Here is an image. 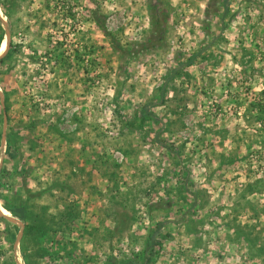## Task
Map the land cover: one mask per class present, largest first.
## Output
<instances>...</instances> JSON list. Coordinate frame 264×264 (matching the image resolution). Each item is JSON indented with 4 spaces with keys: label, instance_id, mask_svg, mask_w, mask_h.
<instances>
[{
    "label": "rangeland",
    "instance_id": "rangeland-1",
    "mask_svg": "<svg viewBox=\"0 0 264 264\" xmlns=\"http://www.w3.org/2000/svg\"><path fill=\"white\" fill-rule=\"evenodd\" d=\"M0 22V264H264V0Z\"/></svg>",
    "mask_w": 264,
    "mask_h": 264
},
{
    "label": "trees",
    "instance_id": "trees-1",
    "mask_svg": "<svg viewBox=\"0 0 264 264\" xmlns=\"http://www.w3.org/2000/svg\"><path fill=\"white\" fill-rule=\"evenodd\" d=\"M223 1H225V0H223ZM0 27L2 28V26H1V22H0ZM2 38H3V36L1 35V36H0V42L3 40ZM191 58H192V57L187 58V60H186V63H187V64L191 62ZM175 71H176V70H173L172 73H174ZM4 209H5L6 211H8V212L11 211V210H10L8 207H6V206H4ZM11 212H12V211H11ZM16 219H18V218H16ZM19 220H20V219H19ZM44 227H46V225H45ZM14 228H15V227H14ZM43 230H44V229H43ZM158 230H159V224H157L156 227H155V231H158ZM150 241H151V244H152V245L158 244V241H154L153 238H151ZM143 257H144V260H143V262L140 263V264H143L144 262H148V261H149V257H148L147 255H146V257L143 255Z\"/></svg>",
    "mask_w": 264,
    "mask_h": 264
},
{
    "label": "water",
    "instance_id": "water-1",
    "mask_svg": "<svg viewBox=\"0 0 264 264\" xmlns=\"http://www.w3.org/2000/svg\"><path fill=\"white\" fill-rule=\"evenodd\" d=\"M6 39H8V32H6ZM7 41V40H6ZM2 56V55H1ZM0 56V57H1ZM0 215L1 216H3V217H5L6 219H8V220H12L13 222H16V223H18L17 221H14L13 219H10V218H8L5 214H2L1 212H0ZM19 224V223H18ZM20 226H21V224H20Z\"/></svg>",
    "mask_w": 264,
    "mask_h": 264
}]
</instances>
